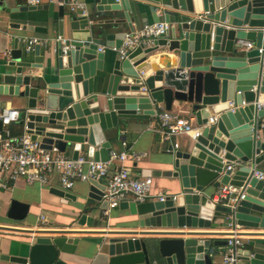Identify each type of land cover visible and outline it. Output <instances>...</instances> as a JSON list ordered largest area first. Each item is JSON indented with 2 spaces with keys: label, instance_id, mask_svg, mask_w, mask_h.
<instances>
[{
  "label": "water",
  "instance_id": "95a60500",
  "mask_svg": "<svg viewBox=\"0 0 264 264\" xmlns=\"http://www.w3.org/2000/svg\"><path fill=\"white\" fill-rule=\"evenodd\" d=\"M132 1L133 5L130 0H92L97 12L112 16L97 22L105 26L94 25L88 14L59 6L60 39L54 52L40 54V44L27 52L15 40L0 72V95L27 97L32 112L26 114L25 132L47 150L63 152L72 145V158L85 149V142L89 155L96 145L109 147L104 131L116 128L120 118L157 115L159 103L165 110L176 102L187 103L198 125L215 117L198 136H189L184 143L176 138L177 147L172 142L162 162L169 168L151 172L177 179V198L156 199L138 215L140 229L110 231L115 236L101 243L106 264H151L157 255L167 264H211L212 244L225 245L227 240L197 238L213 232L196 228L208 229L219 220L222 226L264 229V180L253 175L264 160V130L258 121L264 110L254 104L264 92V0H148L153 22L163 18L170 29L149 45L130 47L124 57L115 55L107 64L108 57L99 48L120 47L126 31L119 24L127 23L133 30L130 13L141 10L142 0ZM62 40L70 45L65 54ZM243 40L253 46L242 48ZM37 67L43 68L39 78L25 72ZM86 122L91 127L86 128ZM1 129L0 122V138ZM88 183V196L106 207L101 200L104 184L94 179ZM221 185L239 188L234 200H212L213 189ZM50 191L71 197L59 189ZM126 202L122 199L119 206L136 213V204ZM28 209V203L11 199L7 216L20 221ZM85 220L92 224L86 214L78 223ZM28 231L37 236L27 254H2V259L68 264L59 258L50 236L56 230ZM151 234L164 237L147 236ZM242 257L248 264H264V253L254 245Z\"/></svg>",
  "mask_w": 264,
  "mask_h": 264
},
{
  "label": "crops",
  "instance_id": "0c3cea01",
  "mask_svg": "<svg viewBox=\"0 0 264 264\" xmlns=\"http://www.w3.org/2000/svg\"><path fill=\"white\" fill-rule=\"evenodd\" d=\"M131 1L133 5L135 1ZM89 20L93 21L94 25L105 26L103 22L112 18L108 13H99L94 9L95 4L92 0H84ZM133 2V3H132ZM141 10H133L130 13L132 18L133 30L140 29L146 22H152L149 6L152 2L142 0ZM36 6V7H31ZM59 6L55 3H43L39 5H30L27 0H8L0 2V72L5 61L10 59L9 52L13 49L15 40L18 47H22L25 41L30 38L40 40V54L49 55V52H54L58 42V20ZM66 12L75 13L69 8L63 6ZM117 15L118 17H120ZM103 21L102 24H97L98 21ZM160 20H163L161 18ZM119 26L122 30L130 32L127 23H121ZM68 32V29L66 30ZM65 39V38H64ZM246 41V40H243ZM101 51L105 52L106 63L110 64L113 57L118 55V52L113 48L101 46ZM7 59L4 60V56ZM34 55L30 54L32 61ZM33 77H41L43 68L26 69ZM109 72V70L107 71ZM107 81V73L105 82ZM262 93H260L259 97ZM27 97L0 95V106H9L17 108L20 112V118L11 126H2L1 135H4L6 129L12 134H22L25 132L24 122L27 119L26 114L32 112L27 108ZM159 109L157 115L151 116L148 119L140 118H120L116 128L104 131L105 140L109 142V147L94 146L92 154H88V145L85 142V149L79 151V155L92 157L94 159L108 160L112 154H118L125 150L123 141L128 146L138 152L140 155L137 159L127 158L124 160L131 173L136 177L151 176L153 185L151 188L152 196L144 201H135L131 193L125 194L127 204H136V213H132L131 207H120L119 205L111 209L108 214L104 213L105 207H101V201L95 200L88 196L89 183L88 181H77L69 190H63L59 184V176L56 172L49 174V181L46 184L28 183L25 178L17 177L10 180L7 188L0 187V264H21L1 258L2 254L21 255L25 256L28 252L30 244L36 234L29 233V229L44 228L53 231L50 236L53 238V243L59 249V258L68 264H106L108 258L105 249L101 246L103 240L110 236H115L110 231L122 229H140L137 224L138 215L141 214L145 207L150 205L157 198L158 193L178 194L179 184L175 178H169L164 175L154 176L151 172L154 170H166L167 165H163V161L168 158V146L179 138L184 143L189 135H179L175 139L164 140L161 136L160 120L157 117L160 112L164 111L163 103L158 104ZM172 113L179 114L185 117H194L187 103H174L170 110ZM87 118V116H83ZM260 123L264 122V116L258 119ZM91 127L89 122H86V128ZM261 128V127H260ZM263 129V128H262ZM264 130V129H263ZM54 153L59 152L65 156L72 157L73 147L67 145L63 152L52 149ZM118 160H112L111 167L118 164ZM258 168L264 170V160L258 165ZM105 184L104 180L100 181ZM224 185H221V188ZM59 189L64 192H69L71 197H62L50 190ZM219 188L213 189L212 200L215 192ZM11 199H17L26 202L29 205L27 216L23 220H14L7 216V210ZM222 203V202H221ZM135 208V207H134ZM133 210V209H132ZM82 214L87 217H92V224L89 225L87 220L82 224L78 221ZM219 220L211 225L208 229L196 228V231L205 230L211 235L196 236L197 238H209L214 240H223L230 235L231 231L228 226L219 224ZM237 227L235 235H238L242 244L238 246V261L237 264H248L242 256L244 250L252 249L253 245L256 250L264 253V229L251 228L233 224ZM62 230V231H58ZM69 230V231H65ZM139 237L138 235H136ZM156 239L164 236L158 234L147 235ZM77 238L76 242L73 239ZM68 240H71L68 242ZM225 249L224 244H212L211 264H219ZM241 249V250H240ZM243 250V251H242ZM151 264H167L165 258L157 255L152 259Z\"/></svg>",
  "mask_w": 264,
  "mask_h": 264
},
{
  "label": "built area",
  "instance_id": "2783aa9c",
  "mask_svg": "<svg viewBox=\"0 0 264 264\" xmlns=\"http://www.w3.org/2000/svg\"><path fill=\"white\" fill-rule=\"evenodd\" d=\"M27 3L30 5L55 3L65 6L77 14H87L84 0H27ZM170 26L171 24L164 20L146 22L140 29L126 32L120 47L113 49L118 52L120 57H124L130 47L140 43L151 44L154 39L166 34ZM62 42L61 51L65 54L69 51L70 45L65 40H62ZM38 43H40V40L37 38H30L25 41L24 48L27 52H30L33 46ZM239 43L245 49L253 46L251 41H239ZM254 104L258 110H264V92ZM19 118L20 112L17 108L0 106L2 126L7 127L17 122ZM158 118L160 120L159 132L164 140L175 139L183 134L196 137L201 133L204 126L215 121V117H209L204 124L198 125L194 117L181 116L168 110L160 112ZM260 127L264 129V122L260 123ZM123 145L125 150L118 154H112L108 160L94 159L82 155L72 158L40 147V143L32 140L30 134L26 132L14 135L6 129L4 135H1L0 138V187L7 188L9 181L17 177L25 178L28 183L36 182L43 185L48 183L51 172L58 174L59 184L63 190L71 189L77 181L104 180L105 187L102 191L101 200L106 202L104 213L108 214L111 209L119 205V202L125 198L126 193H131L134 200L138 202L152 196L153 178L151 176H133L123 163L125 159H137L141 154L132 150L125 141H123ZM173 146L177 147L176 142H173ZM113 159L119 162L115 167H111ZM253 175L264 180V170L260 168H255ZM238 192L239 188L224 185L215 192L213 198L217 202L228 203L235 199ZM167 196L171 200L177 198L176 194L166 193H158L156 198L163 200ZM228 230L231 233L226 237L227 243L219 264H237L238 261V246L242 242L240 237L235 235L236 226L230 223Z\"/></svg>",
  "mask_w": 264,
  "mask_h": 264
}]
</instances>
